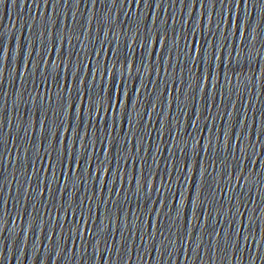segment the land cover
<instances>
[{
  "label": "snow or ice",
  "instance_id": "obj_1",
  "mask_svg": "<svg viewBox=\"0 0 264 264\" xmlns=\"http://www.w3.org/2000/svg\"><path fill=\"white\" fill-rule=\"evenodd\" d=\"M109 99H110V101L112 100V96H111V94H110V96H109Z\"/></svg>",
  "mask_w": 264,
  "mask_h": 264
}]
</instances>
